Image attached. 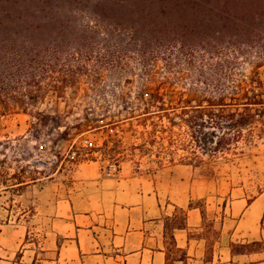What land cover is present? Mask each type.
I'll use <instances>...</instances> for the list:
<instances>
[{
  "label": "rangeland",
  "instance_id": "1",
  "mask_svg": "<svg viewBox=\"0 0 264 264\" xmlns=\"http://www.w3.org/2000/svg\"><path fill=\"white\" fill-rule=\"evenodd\" d=\"M176 50V46L168 48L155 38L144 45L136 38L121 51L105 50L100 43H95L91 50H82L84 55L95 56V60L86 63L87 68L92 73L96 64L105 61V69L97 75L79 78L75 86L63 90L59 100L47 89L45 99L34 107L62 116L59 128L51 130L52 124H37L23 110L0 117V222L31 216L30 204L36 199V193L24 192L23 187L43 183L57 173L59 178H67L76 165L90 161L85 159L98 161L105 173L116 161V174L123 162L140 171L180 167L178 157L186 154L194 160L193 166L182 167L192 169L194 186L190 206L198 209L200 218L196 225L186 227L185 211L164 204L172 213L164 218L167 264H264V110L260 107L253 110L255 124H212L214 127L205 128V132L218 136L223 133L228 145L215 148L210 143L205 151L188 149L194 155L176 147L172 153L166 150L169 144L163 140L166 136L162 130L171 126L174 139L179 130L177 118L173 124H162V101L171 102L178 111L180 94L183 98L195 99L198 94L216 98L219 93L231 94L232 88L239 94L255 70V53L252 50L247 57L233 59L224 75L216 72V58L202 57L197 52L193 63L188 65L184 55L177 56ZM105 53L110 57H102ZM218 69L223 71L219 66ZM257 72L264 83V64ZM214 78H219L221 91L216 90ZM139 93L143 94V102L138 100ZM152 100L150 110L156 113L148 119L149 124H142L140 115L130 124H88L100 127L80 132L87 125L77 124L83 122L84 116L120 114L124 102L134 108L133 114H140L146 102ZM64 127L71 136L68 140H57V132ZM152 128L157 131L149 138L146 130ZM86 144L94 150L97 148L92 152L93 157L82 155ZM73 150L78 153L72 155ZM44 174L49 176L42 177ZM21 177L24 180L42 178L22 188L11 186ZM178 227L186 229L188 240L183 248L176 247L171 239L172 229ZM36 259L46 261L47 257L39 255Z\"/></svg>",
  "mask_w": 264,
  "mask_h": 264
},
{
  "label": "trees",
  "instance_id": "2",
  "mask_svg": "<svg viewBox=\"0 0 264 264\" xmlns=\"http://www.w3.org/2000/svg\"><path fill=\"white\" fill-rule=\"evenodd\" d=\"M101 33L103 36L99 37ZM136 38L143 45L155 38L168 48L176 46L177 56L184 55L188 65L197 52L202 57L216 58V72L223 74L228 73L233 59L247 57L252 50L255 53V70L239 94L234 88L231 94L219 93L216 98L201 94L195 99L183 98L180 94L178 111L171 102L162 101V124H173L176 118L179 121L175 139L171 126L162 128L166 136L163 140L169 144L166 150L172 153L176 147L187 153L193 149L205 151L210 143L218 148L228 145V139L224 140L223 133L218 136L205 132V128L214 127L212 124L256 123L253 110H264V83L257 72L264 64V0H0V117L23 110L37 124H52L51 130L59 128L62 116L34 109L45 99L47 89L59 100L63 90L75 86L79 78L97 75L105 69V61H95L99 63L90 73L86 63L95 60V56L84 55L82 50H91L95 43H100L105 50L121 51ZM213 82L216 90L221 91L219 78ZM138 98L144 101L142 93ZM152 102H146L140 114H133L134 108L124 102L120 114L84 116L83 122L77 124H87L81 133L100 127L88 124L129 123L140 115L142 124H149L148 119L156 113L150 110ZM67 131L64 127L57 132V140H68L71 134ZM146 131L151 138L150 134L157 130ZM82 150L84 157H93L97 148L86 144ZM193 161L186 154L178 157L180 164L193 166ZM42 177L17 178L11 186L22 188Z\"/></svg>",
  "mask_w": 264,
  "mask_h": 264
},
{
  "label": "crops",
  "instance_id": "3",
  "mask_svg": "<svg viewBox=\"0 0 264 264\" xmlns=\"http://www.w3.org/2000/svg\"><path fill=\"white\" fill-rule=\"evenodd\" d=\"M177 166L140 171L123 162L107 175L98 161H83L67 178L26 185L36 193L31 216L0 222V264H167L164 218L172 213L164 204L185 211L186 227L200 218L190 206L192 169ZM185 230L172 229L178 248Z\"/></svg>",
  "mask_w": 264,
  "mask_h": 264
},
{
  "label": "built area",
  "instance_id": "4",
  "mask_svg": "<svg viewBox=\"0 0 264 264\" xmlns=\"http://www.w3.org/2000/svg\"><path fill=\"white\" fill-rule=\"evenodd\" d=\"M72 155H74V153H72ZM117 166L115 164H110V166L108 167V170L106 172L107 175H114L115 171H116Z\"/></svg>",
  "mask_w": 264,
  "mask_h": 264
}]
</instances>
